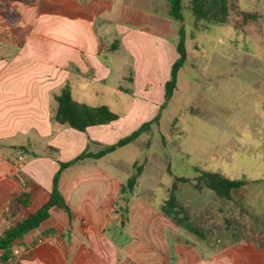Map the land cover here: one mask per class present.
Wrapping results in <instances>:
<instances>
[{
	"label": "crops",
	"instance_id": "crops-1",
	"mask_svg": "<svg viewBox=\"0 0 264 264\" xmlns=\"http://www.w3.org/2000/svg\"><path fill=\"white\" fill-rule=\"evenodd\" d=\"M158 1L140 0L136 5V0H0V233L47 202L61 162L83 151L98 153L151 119L152 87L146 74L152 66L128 65L127 58L135 42L142 49L144 45L142 37L133 36L135 25L144 28L156 17L143 6L156 11ZM146 14L150 18L144 19ZM163 19L165 24L170 21ZM171 35H176L173 28ZM112 44L114 50L107 48ZM170 49L156 45L154 57L168 54L174 61L175 48ZM66 83L72 98H82L85 101L77 102L83 104L108 91L115 96L113 106L128 98L121 94L133 98L125 100L129 108L116 121L79 132L54 121L56 96ZM240 126L239 143L243 123ZM111 153L62 171L58 190L70 215L51 209L38 228L13 242L5 264H231L230 249L207 243L220 241L211 234L213 228L203 230L204 239L189 232L185 239L184 229L163 216L159 207L167 195L155 205L134 194L135 189L121 195L135 163L127 167L104 160ZM230 155L225 146L209 160L225 170ZM25 193L31 198L28 205L15 199ZM234 200L232 195L227 201ZM198 210L204 215L203 206ZM245 248L247 255L256 248V258L264 263V244Z\"/></svg>",
	"mask_w": 264,
	"mask_h": 264
},
{
	"label": "rangeland",
	"instance_id": "rangeland-1",
	"mask_svg": "<svg viewBox=\"0 0 264 264\" xmlns=\"http://www.w3.org/2000/svg\"><path fill=\"white\" fill-rule=\"evenodd\" d=\"M139 1L135 4L139 5ZM182 6L186 62L178 72L173 96L161 110L164 83L169 79L173 58L166 54L158 60L154 52L156 45L163 44L174 51L180 22L164 15L167 12L165 0L158 1L156 11L147 8V4L143 6L146 13L151 12L156 17L152 16L151 23L147 22L144 28L135 25L133 36L142 37L144 45L142 49L141 44L135 42L136 47L131 46L134 53L127 62L128 65L136 62L139 68L152 66V72L146 74L152 87V115L146 122L157 114L159 119L134 142L104 160H116L127 167L142 164L134 194L149 198L152 205L160 203V197H168L175 177L193 179L194 168L231 180H246L243 192L237 193V189L231 192L234 202L217 198L209 189L197 192L189 184H179L175 195L189 210L192 225L201 228L203 233L213 228L211 234L220 239L216 242L213 238L207 243L231 250V264H264L256 258V248L245 254L249 250L245 247L264 244V0H231L225 23H198L196 27L188 10L190 0H182ZM241 13H251L253 17L243 19ZM143 18L150 17L146 14ZM163 18H169L168 24ZM172 28L175 38L171 35ZM148 60L152 64L149 65ZM114 97L108 91L104 97L87 100L86 105H105L120 115L129 108L128 98H133L121 94L120 97L128 98L113 106ZM74 99L85 101L76 96ZM242 123L243 136L239 143L237 135ZM220 135L222 137L218 138ZM232 140L235 142L228 143ZM225 146L231 150L227 169H217V162L209 160L210 154H217ZM200 205L205 208L204 215L198 210ZM118 229L126 237L121 225ZM183 234L185 239L190 236L185 230ZM172 237L169 236L170 241Z\"/></svg>",
	"mask_w": 264,
	"mask_h": 264
},
{
	"label": "trees",
	"instance_id": "trees-1",
	"mask_svg": "<svg viewBox=\"0 0 264 264\" xmlns=\"http://www.w3.org/2000/svg\"><path fill=\"white\" fill-rule=\"evenodd\" d=\"M167 4L168 16L180 22L177 30V41L175 51L177 54L176 59L173 61L169 79L164 83L163 104L160 110L163 109L170 101L173 93L177 87V75L179 70L186 62V48H185V30L183 26L182 16V0H165ZM231 0H190L188 10L193 16L194 26L198 23L201 24H223L227 21L229 14V3ZM241 16L253 17L251 13H241ZM116 48L115 44L111 45V49ZM57 109L54 116V121L61 125H66L79 132H85L89 127L106 125L116 121L119 115L112 112L109 107L89 106L75 101L71 96L70 87L66 83L60 93L56 96ZM159 119L157 114L152 120L144 122L139 128L131 134L119 139L115 144L107 146L104 150L98 153H90L83 151L72 160L68 162H61L59 170L53 177L51 192L49 199L43 204L36 212L29 216L13 222L6 230L0 233V264H5L11 256V248L13 242L20 239L23 235L38 228L42 222L49 217V212L53 208L65 211L70 215V209L66 205L62 195L58 190V182L63 170L85 160V159H100L104 155L113 152L116 148L125 146L136 140L141 134L150 130L152 124L156 123ZM134 173L127 179L126 183L121 187L120 194L131 193L136 185L138 178L143 171L142 164L135 163L133 165ZM196 176L193 179L175 177L172 183L167 199L160 205V212L169 219L176 226L183 228L187 232L204 239L205 235L201 228L193 226L190 223L189 215L185 208L181 206L176 199V191L179 184H191L196 190L202 191L203 189L211 190L219 199L231 200V192L247 185L246 180H231L227 179L218 173L205 172L198 168H194ZM22 205H28L30 202L29 194H22L15 197ZM123 200V198H119ZM118 204V202H117Z\"/></svg>",
	"mask_w": 264,
	"mask_h": 264
}]
</instances>
